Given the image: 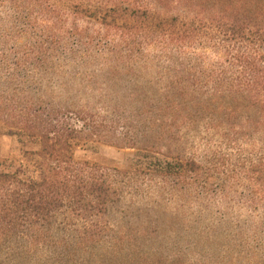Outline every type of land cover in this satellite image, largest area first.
<instances>
[{"label": "trees", "instance_id": "1", "mask_svg": "<svg viewBox=\"0 0 264 264\" xmlns=\"http://www.w3.org/2000/svg\"><path fill=\"white\" fill-rule=\"evenodd\" d=\"M0 135V264H264V0H0Z\"/></svg>", "mask_w": 264, "mask_h": 264}, {"label": "rangeland", "instance_id": "2", "mask_svg": "<svg viewBox=\"0 0 264 264\" xmlns=\"http://www.w3.org/2000/svg\"><path fill=\"white\" fill-rule=\"evenodd\" d=\"M17 147L15 139L0 135V157L6 156ZM134 151L130 148L101 145L96 155L88 154L89 157L111 159L118 166L130 164Z\"/></svg>", "mask_w": 264, "mask_h": 264}]
</instances>
